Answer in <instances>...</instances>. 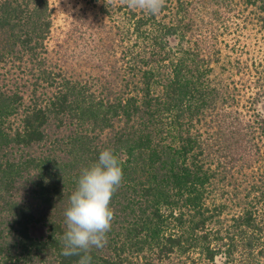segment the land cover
Listing matches in <instances>:
<instances>
[{"label":"trees","instance_id":"16d2710c","mask_svg":"<svg viewBox=\"0 0 264 264\" xmlns=\"http://www.w3.org/2000/svg\"><path fill=\"white\" fill-rule=\"evenodd\" d=\"M96 1L85 75L49 0H0V264H76L64 213L105 148L123 180L91 264H264V0Z\"/></svg>","mask_w":264,"mask_h":264},{"label":"clouds","instance_id":"9594fccd","mask_svg":"<svg viewBox=\"0 0 264 264\" xmlns=\"http://www.w3.org/2000/svg\"><path fill=\"white\" fill-rule=\"evenodd\" d=\"M122 3L130 9L156 15L166 0H122ZM122 180V161L112 148H105L96 162L81 170L78 186L64 213L63 256L79 257L76 264H91L90 251L107 243L115 215L110 204Z\"/></svg>","mask_w":264,"mask_h":264},{"label":"rangeland","instance_id":"374dc122","mask_svg":"<svg viewBox=\"0 0 264 264\" xmlns=\"http://www.w3.org/2000/svg\"><path fill=\"white\" fill-rule=\"evenodd\" d=\"M53 8L54 31L51 49L63 57L69 71H81L85 75H97L100 43L95 34L102 26L103 17L99 13L101 1L96 0H49ZM104 21V20H103ZM54 53V52H53ZM71 69V70H70ZM264 115V100L258 105ZM32 234L45 236L46 229L35 227ZM174 260L173 263H176Z\"/></svg>","mask_w":264,"mask_h":264}]
</instances>
